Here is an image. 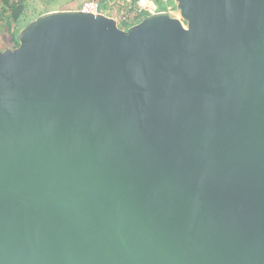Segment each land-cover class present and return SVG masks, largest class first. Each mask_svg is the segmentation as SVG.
I'll list each match as a JSON object with an SVG mask.
<instances>
[{"label":"water","instance_id":"water-1","mask_svg":"<svg viewBox=\"0 0 264 264\" xmlns=\"http://www.w3.org/2000/svg\"><path fill=\"white\" fill-rule=\"evenodd\" d=\"M175 2L0 50V264H264V0Z\"/></svg>","mask_w":264,"mask_h":264},{"label":"rangeland","instance_id":"rangeland-1","mask_svg":"<svg viewBox=\"0 0 264 264\" xmlns=\"http://www.w3.org/2000/svg\"><path fill=\"white\" fill-rule=\"evenodd\" d=\"M25 11L23 12L19 26L24 27L30 21L37 18L40 14L53 11V10H67V9H81L84 0H25ZM100 9L107 15H111L114 12V6L111 5L106 0H99ZM172 13L175 16H179V11L173 9ZM120 14H118L119 16ZM143 19V18H142ZM10 23V21H8ZM123 22H119L121 27H126ZM7 21L3 23L0 21V41L1 44L9 47H13L15 45V40H13L12 36L7 31L6 25ZM4 32V33H3ZM2 48L4 46H1Z\"/></svg>","mask_w":264,"mask_h":264},{"label":"built area","instance_id":"built-area-1","mask_svg":"<svg viewBox=\"0 0 264 264\" xmlns=\"http://www.w3.org/2000/svg\"><path fill=\"white\" fill-rule=\"evenodd\" d=\"M122 1L124 2V0ZM169 1L170 0H125L126 2L125 5H127L131 10L128 11L123 6L119 17H116V19L118 20V23L122 21L123 22L122 24L129 27L133 24H136L141 19V17L146 13V10L152 6H157V7L165 6V8L162 10H167L173 13L174 10L169 5ZM81 9L95 13L102 12L98 0H85L82 4ZM154 12L156 11H153L152 13Z\"/></svg>","mask_w":264,"mask_h":264},{"label":"crops","instance_id":"crops-1","mask_svg":"<svg viewBox=\"0 0 264 264\" xmlns=\"http://www.w3.org/2000/svg\"><path fill=\"white\" fill-rule=\"evenodd\" d=\"M24 1L25 0H0V21H3V23H5L7 21V24H5V25H6L7 31L10 34V36H12V33L14 32V27H13L14 24H12V26L9 27L10 24L8 22V21H11V19H12L13 7L15 4H19V5L22 4V5H24V8H25V2ZM106 1H108L111 5L114 6L115 10L110 16H113L115 18L119 17L118 14H120L123 6L128 11L131 10L127 5H125V3H126L125 0H124V2L122 0H106ZM158 8L159 7H157V6L150 7L149 9L146 10V13L141 17V19L144 18L146 15L151 14L153 11H158ZM24 11H25V9L23 10V12ZM8 24H9V26H8ZM1 46H4V47L2 48ZM7 47H9V46H5V45L1 44V41H0V50H3Z\"/></svg>","mask_w":264,"mask_h":264},{"label":"trees","instance_id":"trees-1","mask_svg":"<svg viewBox=\"0 0 264 264\" xmlns=\"http://www.w3.org/2000/svg\"><path fill=\"white\" fill-rule=\"evenodd\" d=\"M169 5L175 9L176 8V2L174 0H170L169 1ZM165 6H160L158 8V10H162L164 9ZM24 5H19V4H15L14 7H13V13H12V19L10 21V26L8 24L9 27L12 26V24H14V32L12 33V38L13 40H15V45L13 47H16L19 45V39H18V33L20 32V30L22 29L21 26H19V21H20V18L23 14V10H24ZM139 22V21H138Z\"/></svg>","mask_w":264,"mask_h":264}]
</instances>
